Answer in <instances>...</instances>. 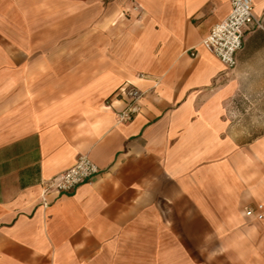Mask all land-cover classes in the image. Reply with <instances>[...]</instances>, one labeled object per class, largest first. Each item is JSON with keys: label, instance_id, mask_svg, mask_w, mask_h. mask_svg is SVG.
Masks as SVG:
<instances>
[{"label": "crops", "instance_id": "1", "mask_svg": "<svg viewBox=\"0 0 264 264\" xmlns=\"http://www.w3.org/2000/svg\"><path fill=\"white\" fill-rule=\"evenodd\" d=\"M230 2L0 0V264H264V0L233 68L200 44Z\"/></svg>", "mask_w": 264, "mask_h": 264}, {"label": "built area", "instance_id": "2", "mask_svg": "<svg viewBox=\"0 0 264 264\" xmlns=\"http://www.w3.org/2000/svg\"><path fill=\"white\" fill-rule=\"evenodd\" d=\"M229 13L202 38L200 44L210 53L215 55L227 68H233L236 53L241 49L247 31L253 27L262 28V23L253 11V0H231ZM127 105L119 112L118 120L127 121L136 111V103L141 96V91L136 87L126 89ZM99 172V167L87 155H81L77 162L63 171L57 178L44 183L41 192L43 207L49 205L46 193L54 190L66 193L94 177ZM245 215L261 220L264 217V205L257 203L254 207H247Z\"/></svg>", "mask_w": 264, "mask_h": 264}]
</instances>
